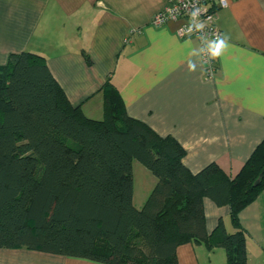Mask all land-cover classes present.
Returning <instances> with one entry per match:
<instances>
[{
    "label": "trees",
    "instance_id": "1",
    "mask_svg": "<svg viewBox=\"0 0 264 264\" xmlns=\"http://www.w3.org/2000/svg\"><path fill=\"white\" fill-rule=\"evenodd\" d=\"M101 91L103 116L88 118L43 56L11 53L0 65V248L176 264L177 246L192 242L246 264L239 213L264 189V139L233 177L216 163L192 174L174 138L130 117L110 80ZM134 159L156 180L141 208L132 202ZM204 197L229 207L233 232L219 220L207 233Z\"/></svg>",
    "mask_w": 264,
    "mask_h": 264
},
{
    "label": "crops",
    "instance_id": "2",
    "mask_svg": "<svg viewBox=\"0 0 264 264\" xmlns=\"http://www.w3.org/2000/svg\"><path fill=\"white\" fill-rule=\"evenodd\" d=\"M165 0H0V65L9 54L44 57L72 106L92 119L103 116L102 85L119 91L126 113L184 149L195 174L209 163L233 177L264 139V0H227L216 22L229 48L205 77L193 37L179 38V21L151 25ZM85 53L90 60L84 59ZM197 62L196 71L187 61ZM141 175L144 173L140 172ZM153 177V176H152ZM156 180L138 181L141 208ZM149 184V185H148ZM210 233L222 220L234 229L229 207L202 200ZM246 264H264V189L239 213ZM176 264H226L224 250L192 242L177 246ZM0 264H102L26 248H0Z\"/></svg>",
    "mask_w": 264,
    "mask_h": 264
},
{
    "label": "built area",
    "instance_id": "3",
    "mask_svg": "<svg viewBox=\"0 0 264 264\" xmlns=\"http://www.w3.org/2000/svg\"><path fill=\"white\" fill-rule=\"evenodd\" d=\"M164 2L163 9L153 16L152 26L162 27L168 21H179L176 35L179 38H195L200 48L206 45L208 39L222 35L216 22V15L220 8L227 5V0H165ZM193 13H195V19H193ZM197 23L204 25L203 30L197 31L193 28L189 32V27ZM200 61L204 67L205 77H213L216 70L215 59H209L206 53H200Z\"/></svg>",
    "mask_w": 264,
    "mask_h": 264
},
{
    "label": "clouds",
    "instance_id": "4",
    "mask_svg": "<svg viewBox=\"0 0 264 264\" xmlns=\"http://www.w3.org/2000/svg\"><path fill=\"white\" fill-rule=\"evenodd\" d=\"M192 16L193 19H195V13H193ZM193 28L197 31H202L204 25L202 23L191 25L189 27V32H191ZM229 46H230L229 37L226 35H219L213 39L210 40L208 39L204 47H201L198 50L193 48L192 51L189 53V55L190 57H192V56H198L200 53H206L209 59H218L225 53V51L229 48ZM187 64H188V70L190 72L196 71L197 62L193 61L192 59H189L187 61Z\"/></svg>",
    "mask_w": 264,
    "mask_h": 264
},
{
    "label": "rangeland",
    "instance_id": "5",
    "mask_svg": "<svg viewBox=\"0 0 264 264\" xmlns=\"http://www.w3.org/2000/svg\"><path fill=\"white\" fill-rule=\"evenodd\" d=\"M131 166H132V174H133L134 181H135L134 202L137 205L138 204V201H137L138 200V195H137L138 181H140L142 184L149 183V180L151 179L153 180V177L150 174V172L137 159H134L132 161ZM140 172L144 173V175H141Z\"/></svg>",
    "mask_w": 264,
    "mask_h": 264
},
{
    "label": "water",
    "instance_id": "6",
    "mask_svg": "<svg viewBox=\"0 0 264 264\" xmlns=\"http://www.w3.org/2000/svg\"><path fill=\"white\" fill-rule=\"evenodd\" d=\"M264 174V168H262V170H261V172H260V174H259V177L261 176V175H263ZM258 181V180H257ZM256 181V182H257Z\"/></svg>",
    "mask_w": 264,
    "mask_h": 264
}]
</instances>
